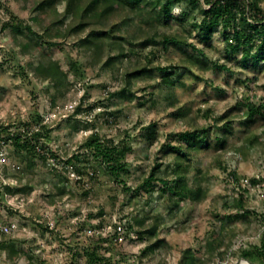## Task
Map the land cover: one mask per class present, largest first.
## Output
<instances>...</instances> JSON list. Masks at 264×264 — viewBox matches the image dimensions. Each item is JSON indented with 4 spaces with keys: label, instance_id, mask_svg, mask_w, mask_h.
<instances>
[{
    "label": "rangeland",
    "instance_id": "rangeland-1",
    "mask_svg": "<svg viewBox=\"0 0 264 264\" xmlns=\"http://www.w3.org/2000/svg\"><path fill=\"white\" fill-rule=\"evenodd\" d=\"M40 1L0 0V142L7 152L0 182L15 185L14 176H21L22 184H29L20 196L31 229L0 244V264H86L85 250L91 247L97 264H235L243 249L259 244L264 225V58L243 64L242 51L226 52L230 36L221 29L203 39L191 26L201 16L197 10L166 23L150 21L146 7L139 14L118 10L64 36L72 24L67 1L37 10ZM182 7L176 4L172 13ZM11 18L42 37L31 40L25 32L3 28ZM100 26L114 35L102 37L97 47L80 39ZM154 33L188 39L204 52L206 66L189 61L187 54H199L189 45H139ZM42 55L57 60L66 75L58 90L33 71ZM170 64L177 67L172 85L163 83L155 68ZM143 66L146 71L127 74ZM250 106L263 114L249 115ZM193 127H208L206 145L192 148L168 137ZM93 132L130 146L122 181L84 151L82 143ZM34 134L45 159L13 150L11 136L33 141ZM218 137L225 138L224 145ZM168 142L182 144L189 159ZM73 152L82 153L84 161L65 163ZM178 161L188 165V182L197 180L205 190L199 200L175 203L157 180L151 192L137 189L156 164L155 175L170 178ZM54 182L64 188L62 195ZM49 206L56 222L50 230L36 222ZM118 221L127 231L121 242L115 240ZM153 226L154 235L139 237V230ZM215 236L213 248L206 246ZM156 240L158 245L141 255ZM11 244L19 252L12 253Z\"/></svg>",
    "mask_w": 264,
    "mask_h": 264
},
{
    "label": "trees",
    "instance_id": "trees-1",
    "mask_svg": "<svg viewBox=\"0 0 264 264\" xmlns=\"http://www.w3.org/2000/svg\"><path fill=\"white\" fill-rule=\"evenodd\" d=\"M57 0H41L35 7V9L44 10L55 4ZM65 12L71 16L72 24H70L67 32H64V36L67 34H74L81 31L87 23H100L107 20L118 10H129L133 13H140L142 7H146L145 12L150 21L155 23H166L170 18H179L181 21L186 19L187 11L197 10L200 12V18H194L191 23L193 29L197 30L203 39H208L217 30L221 29L224 35H229L230 38L226 43L225 50L228 53L242 51V63L246 64L248 60H252L255 63L260 62L264 58V6L261 5L263 0H66ZM183 4V7L179 14L172 13V9L176 4ZM114 25V24H113ZM11 26L17 32H25V36L31 40L35 38H41L42 34L34 30L30 25L23 24L21 20L15 21L14 18L6 21L3 24V28ZM103 26V25H102ZM92 27L87 35L80 38L84 43L99 45V40L102 37H109L114 35L113 29L105 30L103 27ZM117 27V26H112ZM231 28V30H229ZM61 30L56 28L54 36L60 35ZM33 38V39H32ZM38 40H35L36 43ZM35 45V43H32ZM161 44L166 47L168 44H173L178 47L189 45L193 49H196L199 54L189 53V61L192 64H198L200 66L205 65L202 55L204 52L198 49L188 39L180 37L178 34L164 33L161 38L157 37V34L147 36L139 42L141 47H147L148 45ZM26 45V44H25ZM24 45V46H25ZM146 66H143L140 70L127 73L129 76L135 73L146 71ZM155 68L162 71L163 83L172 85L174 83L172 74L176 71V65L170 64L166 66H155ZM33 71L37 76L48 79L56 90L60 89L63 85L66 75L57 60L42 55L41 58L33 65ZM78 109V108H77ZM255 111H260L263 114L262 109L259 107L250 106L248 108L249 115H252ZM228 124H225V127ZM5 128V127H4ZM1 131V130H0ZM208 127H193L191 129H184L177 132L170 133L168 137L177 138L179 141L187 143L192 148H198L206 145V134ZM152 134H149V137ZM14 138L12 141L13 150L19 156L26 157L27 155L39 156L45 159L46 156L41 155L38 149V135L34 134V140L31 141L28 138H22L20 136H11ZM217 141L221 145H224L225 138L218 137ZM168 146L174 150H178V154L186 159H189L187 149L182 144L173 145L168 142ZM84 151H87L95 160L102 163L108 172L119 181L121 180V174L127 172V162L125 160L126 153L130 150V146L126 143H116L112 139L102 138L96 132L90 134L87 139L82 143ZM56 156L55 153H51ZM82 153L73 152L65 159V163L75 165L76 162L84 161L81 158ZM83 155L85 153L83 152ZM178 155V157H180ZM28 165L32 167L34 164L31 160H28ZM4 166L5 169V165ZM159 168V164L153 167V170L143 179L138 185L137 189H144L147 192H151L155 188V180L160 183L159 189L163 193H169L173 196V201L177 203L185 198L192 200H199L204 195V189L201 184L196 182L194 184L189 183L186 179L185 172L188 168L187 164L182 161H178L173 169V175L170 178L159 177L155 175L156 169ZM79 171V167H76ZM17 179L15 185L3 184V190L8 194H22V192L29 189V184H22L21 176H14ZM255 181V180H254ZM54 186L58 189V195L64 193V188L58 187L57 182H54ZM238 204L243 206L242 201L238 199ZM248 210H243L242 215H245ZM232 217V216H231ZM264 217V215H263ZM142 221V220H140ZM155 226L152 228H145L139 230V237L144 238L145 235H154ZM218 237H214L211 241H208L206 246L213 248L214 243L218 242ZM0 244L6 246V240L4 236H0ZM158 245V240L147 244L141 255L147 254L152 251L154 247ZM10 251L12 253L19 252L18 248L14 244L10 245ZM87 256L86 264H97L99 257L94 247L87 248L85 250ZM241 255L245 256L249 260L256 264H264V225L262 228V234L259 244L249 249H243ZM192 263V258L189 259ZM103 263H107L103 261ZM110 264V263H107Z\"/></svg>",
    "mask_w": 264,
    "mask_h": 264
},
{
    "label": "built area",
    "instance_id": "built-area-1",
    "mask_svg": "<svg viewBox=\"0 0 264 264\" xmlns=\"http://www.w3.org/2000/svg\"><path fill=\"white\" fill-rule=\"evenodd\" d=\"M6 150L2 142H0V165L7 164ZM12 165V164H10ZM3 184L9 182H0V236L6 238L19 237L21 232H31L29 222L23 218L22 197L17 194H8L3 190ZM11 185V184H10ZM53 206L44 208L45 212L36 222L44 224L47 229L56 228L55 219L51 217L49 210ZM49 208V209H48ZM37 232H35L36 234ZM115 240L121 242L126 237V227L124 222H115L114 224ZM32 234V233H31ZM48 233L45 232V235ZM8 243V242H6Z\"/></svg>",
    "mask_w": 264,
    "mask_h": 264
},
{
    "label": "water",
    "instance_id": "water-1",
    "mask_svg": "<svg viewBox=\"0 0 264 264\" xmlns=\"http://www.w3.org/2000/svg\"><path fill=\"white\" fill-rule=\"evenodd\" d=\"M241 259L245 260V261L247 262V264H256V263H254L253 261H251V260H249L248 258H246L245 256H241V257L236 261L235 264H240L239 261H240Z\"/></svg>",
    "mask_w": 264,
    "mask_h": 264
},
{
    "label": "bare ground",
    "instance_id": "bare-ground-1",
    "mask_svg": "<svg viewBox=\"0 0 264 264\" xmlns=\"http://www.w3.org/2000/svg\"><path fill=\"white\" fill-rule=\"evenodd\" d=\"M239 262H240V264H247V262L243 259H241Z\"/></svg>",
    "mask_w": 264,
    "mask_h": 264
}]
</instances>
